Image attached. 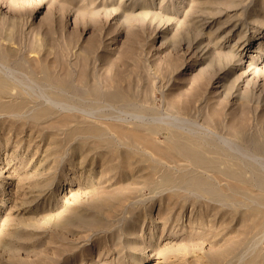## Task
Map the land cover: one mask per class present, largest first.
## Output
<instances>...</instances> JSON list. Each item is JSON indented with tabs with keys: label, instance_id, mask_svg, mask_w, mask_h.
I'll return each instance as SVG.
<instances>
[{
	"label": "rangeland",
	"instance_id": "obj_1",
	"mask_svg": "<svg viewBox=\"0 0 264 264\" xmlns=\"http://www.w3.org/2000/svg\"><path fill=\"white\" fill-rule=\"evenodd\" d=\"M0 264H264V0H0Z\"/></svg>",
	"mask_w": 264,
	"mask_h": 264
},
{
	"label": "bare ground",
	"instance_id": "obj_2",
	"mask_svg": "<svg viewBox=\"0 0 264 264\" xmlns=\"http://www.w3.org/2000/svg\"><path fill=\"white\" fill-rule=\"evenodd\" d=\"M239 39V38H238ZM238 41V40H237ZM238 43V42H237ZM251 60V59H250ZM238 63H240V62H238ZM241 63H242V61H241ZM249 64V63H248ZM254 68V67H253ZM245 72V71H244Z\"/></svg>",
	"mask_w": 264,
	"mask_h": 264
}]
</instances>
